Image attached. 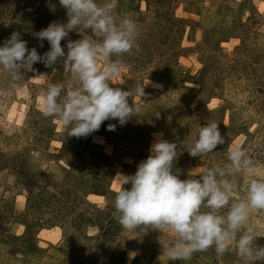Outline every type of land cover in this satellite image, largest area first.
<instances>
[{
	"label": "rangeland",
	"instance_id": "374dc122",
	"mask_svg": "<svg viewBox=\"0 0 264 264\" xmlns=\"http://www.w3.org/2000/svg\"><path fill=\"white\" fill-rule=\"evenodd\" d=\"M36 1L24 0L33 3L34 15L22 21L37 24L66 11L59 0ZM155 2L119 0L115 9L117 17L134 21L139 50L113 56L123 67L110 84L126 91L153 82L145 86V102L129 97L142 111L123 126L106 120L87 138L70 137L40 107L49 83L65 90L73 84L62 65L46 73L35 63L20 81L0 69V264H245L234 250L218 256L215 246L170 260L175 233L149 230L137 237L113 217L121 175L135 173L154 134L178 144L181 180L224 166L237 145L255 162V177L264 178V0H173L164 14ZM1 5L0 33L11 18L18 20ZM209 122L219 124L225 144L191 157L182 142ZM230 179L239 199L249 177ZM244 227L264 237V210H250Z\"/></svg>",
	"mask_w": 264,
	"mask_h": 264
},
{
	"label": "clouds",
	"instance_id": "9594fccd",
	"mask_svg": "<svg viewBox=\"0 0 264 264\" xmlns=\"http://www.w3.org/2000/svg\"><path fill=\"white\" fill-rule=\"evenodd\" d=\"M118 2L59 0L66 10V23L52 22L33 33L50 45L43 55L36 48L29 49L19 32H13L0 46V69L15 81L25 80L26 73L34 72L35 63L46 68L59 63L63 72L70 74L73 84L67 90L63 83H49L40 93L42 114L56 119L70 137L87 138L106 120L125 125L142 111L141 105L129 102V97L145 102V86L153 85L148 80L147 85L124 91L110 84L123 67V60H113V56L139 50L134 21L114 14ZM85 30H91V35ZM74 31L81 38L69 40V33ZM62 40L67 41L65 47H61ZM116 126L109 124L107 130L115 131ZM154 137L148 156L138 163L135 173L121 175L122 187L113 200V217L119 225L137 237L149 230H171L176 239L167 256L173 261L212 246L218 256L236 251L245 264L264 260V245L255 243V230L244 227L250 210H264V178L255 177L256 164L247 152L237 145L229 151L224 166L216 165L196 178L187 175L181 180V172L175 167L178 144L163 139L162 133ZM223 144L219 124L209 122L181 147L191 157H201ZM237 174L249 179L243 194L234 200L239 186L230 177ZM135 255L130 253L133 258Z\"/></svg>",
	"mask_w": 264,
	"mask_h": 264
},
{
	"label": "trees",
	"instance_id": "16d2710c",
	"mask_svg": "<svg viewBox=\"0 0 264 264\" xmlns=\"http://www.w3.org/2000/svg\"><path fill=\"white\" fill-rule=\"evenodd\" d=\"M3 2H0L1 8L5 11L6 14H11L14 17H17V19L11 18L10 22L7 26L3 27L4 31L0 33V46L3 45V42L7 39L10 38L11 34L13 32H19L21 35V38L27 42V47L29 49L36 48L38 54L43 55L44 52L48 51L50 48V45L48 42L45 41H39L34 35V32H38L41 29L46 28L50 23L52 22H60V23H66L67 17H66V11H56L55 13H52L53 15L48 16L47 18L39 19L37 24H32V22H27V21H22L21 18H23V15L28 16V20L31 21V16L34 15V8H33V0L31 4L25 3L24 0H1ZM36 1V0H34ZM39 1V0H38ZM38 1H36L38 3ZM173 0H156L155 5L160 12H157L158 14H164L165 11L169 8L168 6L170 5V2ZM46 0H40L39 3H41V6L45 4ZM17 4L18 6L17 9H12L11 10V4ZM25 9V11L23 10ZM26 12V13H25ZM25 13V14H24ZM171 18V17H170ZM168 18L167 22L171 25L173 21ZM4 22V21H1ZM34 38V43L31 44V39ZM81 37L77 32H70L68 39L75 41L77 39H80ZM43 44V47L40 46V44ZM67 41L62 40L61 41V47H65ZM66 51V48H65ZM61 64L55 65V67H48L46 68L43 63H38V67L42 70H45V72H51L55 68L59 67ZM30 188H28L29 190ZM255 243L257 245H264V237H256ZM256 264H264V260L257 261Z\"/></svg>",
	"mask_w": 264,
	"mask_h": 264
}]
</instances>
